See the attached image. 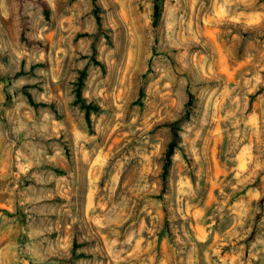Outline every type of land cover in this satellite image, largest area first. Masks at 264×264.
Masks as SVG:
<instances>
[{
    "label": "rangeland",
    "instance_id": "obj_1",
    "mask_svg": "<svg viewBox=\"0 0 264 264\" xmlns=\"http://www.w3.org/2000/svg\"><path fill=\"white\" fill-rule=\"evenodd\" d=\"M263 199L264 0H0V264H264Z\"/></svg>",
    "mask_w": 264,
    "mask_h": 264
},
{
    "label": "trees",
    "instance_id": "obj_2",
    "mask_svg": "<svg viewBox=\"0 0 264 264\" xmlns=\"http://www.w3.org/2000/svg\"><path fill=\"white\" fill-rule=\"evenodd\" d=\"M160 17V7L158 5H154L153 8V19H154V23H156V21L158 20V18ZM174 148L175 145L174 143L169 144V147L165 153V164H164V169H163V174H162V178H163V182L165 183L166 181V176L168 173V168L171 165V158L174 152ZM264 202V199H263Z\"/></svg>",
    "mask_w": 264,
    "mask_h": 264
}]
</instances>
